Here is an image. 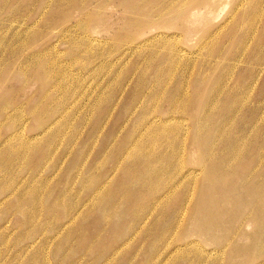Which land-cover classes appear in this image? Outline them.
Returning a JSON list of instances; mask_svg holds the SVG:
<instances>
[{"label": "rangeland", "instance_id": "1", "mask_svg": "<svg viewBox=\"0 0 264 264\" xmlns=\"http://www.w3.org/2000/svg\"><path fill=\"white\" fill-rule=\"evenodd\" d=\"M166 1L0 0V264H264V0Z\"/></svg>", "mask_w": 264, "mask_h": 264}, {"label": "bare ground", "instance_id": "2", "mask_svg": "<svg viewBox=\"0 0 264 264\" xmlns=\"http://www.w3.org/2000/svg\"><path fill=\"white\" fill-rule=\"evenodd\" d=\"M167 2V4L169 5V2L171 3V5H175V6H177L178 5V7L179 8H181V10H182V13L183 14H185L184 12H187V10L189 9V8H193V7H195V8H200V9H202V10H205V11H209L210 9H211V7L213 8V6L211 5V3H209V2H207V0H167L166 1ZM242 3V2H241ZM238 5V4H237ZM252 8V7H251ZM255 8V7H254ZM162 11L163 10H157V14H158V18H162ZM164 11H165V13H167V9H164ZM251 11V10H250ZM253 11V10H252ZM251 11V12H252ZM248 16V15H247ZM182 19V17H173V18H171L170 20H175V19ZM86 19V18H85ZM182 31V30H181ZM183 32V31H182ZM232 106V105H231ZM229 108V107H228ZM201 111V110H200ZM233 111V110H232ZM181 124V123H180ZM255 126V125H254ZM202 137V136H201ZM185 139V138H184ZM193 141H194V138H193ZM198 141H200V140H198ZM211 141V140H210ZM202 142V141H201ZM211 144V143H210ZM192 145V144H191ZM197 149V148H196ZM208 149H209V147H208ZM230 149V148H229ZM199 150V149H198ZM206 150V149H205ZM232 152V151H231ZM228 154V153H227ZM231 155V154H230ZM197 156H199V155H197ZM201 156L202 155H200V158H201ZM228 156V155H227ZM243 156V155H242ZM199 158V159H200ZM197 159V158H196ZM202 159V158H201ZM224 160V159H223ZM199 161H201V160H198V162ZM210 162V161H209ZM196 162H194V164H195ZM218 164H219V162H217ZM199 164V163H198ZM213 164V163H212ZM210 166V165H209ZM214 166V165H213ZM205 168H206V166H205ZM216 168V167H215ZM143 170V169H142ZM206 172V171H205ZM218 172V171H217ZM227 172V171H226ZM189 173H191V172H189ZM188 173V174H189ZM210 174V173H209ZM215 174V173H214ZM217 174V173H216ZM215 176V175H214ZM219 177V176H218ZM210 178V177H209ZM212 178V177H211ZM221 178V177H220ZM214 179V178H213ZM216 180V179H215ZM221 180V179H220ZM213 182H214V180H213ZM213 182H211V183H213ZM217 182V181H216ZM206 183V182H205ZM209 183V182H208ZM201 185V184H200ZM144 186V185H143ZM207 187V186H206ZM211 188V187H210ZM213 188V187H212ZM209 189V188H208ZM207 189V190H208ZM186 190V189H185ZM205 190V189H204ZM211 190V189H210ZM235 190V189H234ZM212 191V190H211ZM173 192V191H172ZM200 193H202V192H199V194ZM211 193V192H210ZM209 193V194H210ZM203 196V195H202ZM213 196V195H212ZM259 196V195H258ZM257 196V197H258ZM179 197V196H178ZM201 197V196H200ZM210 197V196H209ZM254 197V196H253ZM180 198V197H179ZM183 198V197H182ZM182 198H180V199H182ZM208 198V197H207ZM214 198V197H213ZM261 198V197H260ZM205 199V198H204ZM230 199V198H229ZM203 200V199H202ZM207 200V199H206ZM171 201V200H170ZM169 201V202H170ZM230 201V200H229ZM213 202V201H212ZM200 203H202V202H200ZM223 203V202H222ZM255 203H256V201H255ZM204 206V205H203ZM203 206H201V207H203ZM209 207V206H208ZM256 211V210H255ZM253 212V211H252ZM212 214V213H211ZM210 214V215H211ZM212 215H214V214H212ZM252 215V214H251ZM253 216V215H252ZM180 217V216H179ZM217 218V217H216ZM214 219V218H213ZM208 220H209V217H208ZM220 220V219H219ZM262 221H263V219H262ZM181 222V221H180ZM264 222V221H263ZM206 223H207V221H206ZM210 223H211V220H210ZM209 224V223H208ZM214 225V224H213ZM209 226H210V224H209ZM216 229V228H215ZM205 230H206V228H205ZM204 232V231H203ZM207 234V233H206ZM192 244V243H191ZM194 246V245H193ZM198 248V247H197ZM200 250V249H199ZM206 257V256H205Z\"/></svg>", "mask_w": 264, "mask_h": 264}]
</instances>
